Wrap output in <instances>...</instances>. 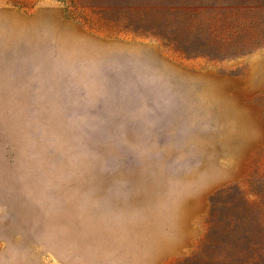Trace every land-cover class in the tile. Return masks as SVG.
<instances>
[{
	"label": "rangeland",
	"instance_id": "1",
	"mask_svg": "<svg viewBox=\"0 0 264 264\" xmlns=\"http://www.w3.org/2000/svg\"><path fill=\"white\" fill-rule=\"evenodd\" d=\"M240 1L0 0V264H264V0Z\"/></svg>",
	"mask_w": 264,
	"mask_h": 264
},
{
	"label": "crops",
	"instance_id": "2",
	"mask_svg": "<svg viewBox=\"0 0 264 264\" xmlns=\"http://www.w3.org/2000/svg\"><path fill=\"white\" fill-rule=\"evenodd\" d=\"M147 234H148V238L152 239L153 234L151 233V235H150L149 232ZM155 240H156V242L158 241V234L156 235ZM129 251H131V252H129L128 254L117 256V259L119 261L118 264H151L152 263L153 257H152V255L149 254V252H148L147 257H146V263L142 262L140 255H137V253L135 252V244H132L129 247ZM150 257H151V261L149 260ZM26 260L21 261V262H23V264H28ZM12 261L17 262V260H15V258H12Z\"/></svg>",
	"mask_w": 264,
	"mask_h": 264
},
{
	"label": "trees",
	"instance_id": "3",
	"mask_svg": "<svg viewBox=\"0 0 264 264\" xmlns=\"http://www.w3.org/2000/svg\"><path fill=\"white\" fill-rule=\"evenodd\" d=\"M235 1L241 2L240 0H172V3L175 5H191V6L198 5V6H202L206 2H210V3L216 4V5H220V4H227L230 2L235 3ZM244 2H245L244 4H248L246 0Z\"/></svg>",
	"mask_w": 264,
	"mask_h": 264
}]
</instances>
